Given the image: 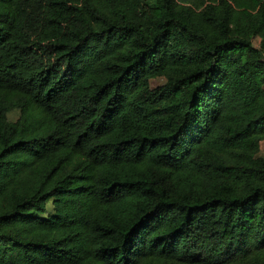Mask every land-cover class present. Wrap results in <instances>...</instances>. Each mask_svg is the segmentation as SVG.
I'll return each instance as SVG.
<instances>
[{
	"label": "trees",
	"instance_id": "trees-1",
	"mask_svg": "<svg viewBox=\"0 0 264 264\" xmlns=\"http://www.w3.org/2000/svg\"><path fill=\"white\" fill-rule=\"evenodd\" d=\"M263 142L264 0H0V264H264Z\"/></svg>",
	"mask_w": 264,
	"mask_h": 264
},
{
	"label": "rangeland",
	"instance_id": "rangeland-1",
	"mask_svg": "<svg viewBox=\"0 0 264 264\" xmlns=\"http://www.w3.org/2000/svg\"><path fill=\"white\" fill-rule=\"evenodd\" d=\"M254 44H255V46L258 47L259 44H260V39H257V40L254 42ZM18 118H19V112H17V111L10 115V120H11L12 122L16 121ZM261 151H262V155L264 156V143H263V146H262V150H261ZM52 203H53L52 201H50V202L48 203V213L46 214V216L51 215L52 212H53V210H54V206H53Z\"/></svg>",
	"mask_w": 264,
	"mask_h": 264
},
{
	"label": "crops",
	"instance_id": "crops-1",
	"mask_svg": "<svg viewBox=\"0 0 264 264\" xmlns=\"http://www.w3.org/2000/svg\"><path fill=\"white\" fill-rule=\"evenodd\" d=\"M264 143V142H263ZM263 143H262V146H263Z\"/></svg>",
	"mask_w": 264,
	"mask_h": 264
}]
</instances>
